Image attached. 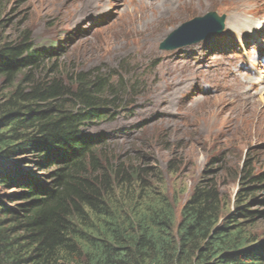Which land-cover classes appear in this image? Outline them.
<instances>
[{"label":"trees","instance_id":"16d2710c","mask_svg":"<svg viewBox=\"0 0 264 264\" xmlns=\"http://www.w3.org/2000/svg\"><path fill=\"white\" fill-rule=\"evenodd\" d=\"M53 51L36 48L29 30L0 33V186L17 189L0 196V264H264L250 207L264 175L239 177L246 186L225 215L220 187L202 178L176 226L157 168L143 154L107 157L97 147L105 138L82 128L126 104L138 80L123 86L104 67L48 69ZM25 154L53 171L39 176Z\"/></svg>","mask_w":264,"mask_h":264},{"label":"rangeland","instance_id":"374dc122","mask_svg":"<svg viewBox=\"0 0 264 264\" xmlns=\"http://www.w3.org/2000/svg\"><path fill=\"white\" fill-rule=\"evenodd\" d=\"M164 1L111 0L117 3L84 18L98 0H0V33L16 38L26 29L36 48L53 47L44 56L48 69L104 67L123 86L138 80L125 94L126 104L104 110L82 128L105 138L97 147L105 146L107 157L143 154L157 168L160 188L176 200L177 226L202 178L220 187L225 215L235 210V195L246 186L239 177L264 175V0ZM213 11L225 15L220 32L174 50L160 48L180 25ZM235 43L238 50L224 53ZM6 90L0 89V99ZM24 157V166L39 176L53 171V163L46 173L28 163L35 154ZM263 186L250 207L260 212L252 235L264 243ZM16 190L0 186V196Z\"/></svg>","mask_w":264,"mask_h":264},{"label":"water","instance_id":"95a60500","mask_svg":"<svg viewBox=\"0 0 264 264\" xmlns=\"http://www.w3.org/2000/svg\"><path fill=\"white\" fill-rule=\"evenodd\" d=\"M224 19L225 15L219 16L216 11H213L205 17L186 22L171 32L161 43L160 48L172 50L196 43L210 33L220 31L224 27ZM217 23L218 26H215Z\"/></svg>","mask_w":264,"mask_h":264},{"label":"bare ground","instance_id":"6f19581e","mask_svg":"<svg viewBox=\"0 0 264 264\" xmlns=\"http://www.w3.org/2000/svg\"><path fill=\"white\" fill-rule=\"evenodd\" d=\"M93 1V0H92ZM95 1H97V0H95ZM152 1H156V0H152ZM90 2V1H89ZM141 2V1H140ZM181 1L180 0H166V1H164L162 4H170V6H174L175 4L177 5V3H180ZM117 3V2H116ZM116 3H112L111 2V0H98V2H95V3H90L89 4V6H88V11L85 13V15L83 16V14H82V16L84 17V18H86L87 16H90V15H92L93 14V12L94 11H96V10H101V11H104L103 9L104 8H108L107 7V5H109V4H113V5H115ZM81 5V4H80ZM88 5V4H87ZM148 5H150L149 3H148ZM83 6V5H82ZM179 6V5H178ZM115 7V6H114ZM166 7H167V5H166ZM196 7V6H195ZM162 8V7H161ZM115 9V8H114ZM168 9V8H167ZM184 9V8H183ZM182 9V10H183ZM76 12H78L79 11V7H76ZM112 10H113V8H112ZM81 11V10H80ZM83 11V10H82ZM81 11V12H82ZM78 14V13H77ZM163 17V16H162ZM84 18H82V20L84 19ZM142 18V17H141ZM80 19H81V16H80ZM159 20V19H158ZM246 21V20H245ZM244 21V22H245ZM244 24V23H243ZM245 25H247V24H245ZM138 26V25H137ZM215 26H218V23L215 25ZM251 27V26H250ZM235 29V28H234ZM242 32V31H241ZM157 35H159V34H157ZM214 108H215V110H220L219 109V106H217V105H215L214 106Z\"/></svg>","mask_w":264,"mask_h":264},{"label":"clouds","instance_id":"9594fccd","mask_svg":"<svg viewBox=\"0 0 264 264\" xmlns=\"http://www.w3.org/2000/svg\"><path fill=\"white\" fill-rule=\"evenodd\" d=\"M218 32H220V31H218ZM214 33H215V32H214ZM211 34H212V33H210L209 35H207V36H206V37H204L203 39H205V38H207V37L211 36ZM203 39H201V40H203ZM164 50H165V49H164ZM172 50H174V49H172ZM115 109H116V108H115ZM104 115H105V114H104ZM104 115H103V116H104ZM103 138H104V137H103Z\"/></svg>","mask_w":264,"mask_h":264}]
</instances>
